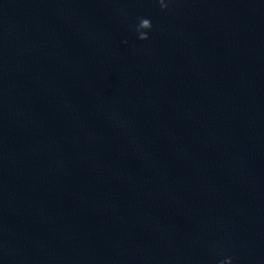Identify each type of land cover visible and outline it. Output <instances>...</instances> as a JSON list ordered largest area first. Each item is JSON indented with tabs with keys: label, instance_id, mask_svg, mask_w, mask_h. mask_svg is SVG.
<instances>
[{
	"label": "water",
	"instance_id": "obj_1",
	"mask_svg": "<svg viewBox=\"0 0 264 264\" xmlns=\"http://www.w3.org/2000/svg\"><path fill=\"white\" fill-rule=\"evenodd\" d=\"M163 3L0 0V264H264V0Z\"/></svg>",
	"mask_w": 264,
	"mask_h": 264
},
{
	"label": "clouds",
	"instance_id": "obj_2",
	"mask_svg": "<svg viewBox=\"0 0 264 264\" xmlns=\"http://www.w3.org/2000/svg\"><path fill=\"white\" fill-rule=\"evenodd\" d=\"M161 6L162 7H166V5H164L163 0H160ZM152 27L151 21L149 19L146 18H142L139 25H138V32H139V38L141 40H145L148 38L147 36V32L146 31H140V30H147L150 29Z\"/></svg>",
	"mask_w": 264,
	"mask_h": 264
}]
</instances>
